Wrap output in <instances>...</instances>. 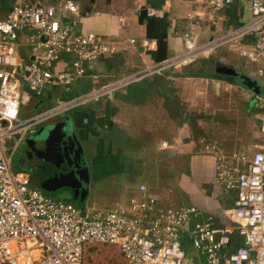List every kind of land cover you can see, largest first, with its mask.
Here are the masks:
<instances>
[{
    "label": "built area",
    "instance_id": "2783aa9c",
    "mask_svg": "<svg viewBox=\"0 0 264 264\" xmlns=\"http://www.w3.org/2000/svg\"><path fill=\"white\" fill-rule=\"evenodd\" d=\"M207 1L220 10L233 0ZM245 1L251 17L237 29L203 45L188 43L175 57L64 97L29 117L21 116L22 88L34 92L47 85L68 89L88 74L86 62L112 54L116 47L96 35L75 33L62 20V12L82 15L75 0L13 4L0 18V264H82L86 244L96 242L118 245L126 264H196L186 261L187 244L204 258V264H264V146L251 157L239 156L236 166L219 156L217 181L237 190L234 205L223 210L235 223L234 229L216 225L213 215L200 219L195 205H161L146 184L140 185L143 195L132 197L126 205L88 211L32 187L29 177L11 165L26 135L63 112L99 101L146 77L181 69L249 36L253 45L240 48V54L249 61L264 58V0ZM94 13L99 11H85L86 16ZM157 14L165 15L147 9L148 16ZM118 18L125 23V15ZM259 71L264 75L263 69ZM257 105L264 112V95H257ZM260 129L264 133V122ZM161 148L181 152L183 140L162 141ZM236 232L243 242L232 249Z\"/></svg>",
    "mask_w": 264,
    "mask_h": 264
},
{
    "label": "crops",
    "instance_id": "0c3cea01",
    "mask_svg": "<svg viewBox=\"0 0 264 264\" xmlns=\"http://www.w3.org/2000/svg\"><path fill=\"white\" fill-rule=\"evenodd\" d=\"M17 1L20 0H0V18L5 17ZM63 1L46 0L51 4H60ZM75 1L81 5L82 15L62 12L60 14L62 20L73 32L96 35L115 46L116 51L99 60L86 62L88 74L75 80L72 87L68 89L64 87L65 91H61L60 86L47 85L35 92L37 96L33 105L39 102L44 105L47 101L55 104L66 96L65 93L69 92L66 97H70V93L74 95L84 93L94 86L175 57L187 48L188 43L193 46L206 44L237 29L251 17L249 3L245 0H233L220 10L215 9L207 0ZM148 8L154 9L157 13L164 12L165 15L148 16ZM88 9L97 10L99 13L86 16L85 11ZM122 14L126 17L125 23L119 21L118 17ZM131 38H136V42L131 43ZM252 39L253 37H246L236 44L223 45L226 46V50L222 52L220 58H217L216 64L222 62L235 69L229 62L233 60L229 56L230 51L237 48L240 53V48L253 45ZM145 40L148 41L147 45L143 44ZM22 55L27 58L23 51ZM211 56L212 54L202 58H211ZM66 59L70 57L67 56ZM244 59V68L251 70L256 66L259 74L260 69L264 70V58L258 61H249L245 57ZM202 66L198 59L182 67L184 68L182 71L166 70L164 74L151 76L152 81L145 82V78L99 101L71 110L69 118L87 153L90 176L88 190L92 181L110 176L111 170H115L126 175V180L123 181L125 185L123 198L117 202L118 205L128 204L132 197H141L143 195L140 191L141 184H146L149 193L154 195L159 191L162 176L156 178L153 172L149 173L153 179L151 184L147 179L137 181L136 176H142L149 170L161 172L159 154L163 150L162 141L173 142L180 138L183 140L181 152L175 148L168 149H174L181 156L185 154L187 163L180 167L179 176L172 187L165 183L161 188L171 192L170 197L173 198H169L171 201H178L175 198L178 194L171 195L178 189L182 204H167L163 199L159 200L156 194L154 196L163 206L195 205L200 210V219L213 215L216 225L235 228V223L224 215L223 210L234 205L237 190L217 181L219 156L224 157L229 165L236 166L239 156L251 157L262 148L264 133L260 125L264 122V112L256 102L255 111L250 109L253 117L251 129L253 133L247 132L242 139L236 132L228 138L215 132L210 135L204 127H201L200 122L196 123L194 118L187 117L183 110L180 113L182 118L177 131L174 133L175 110H179V100L173 96L174 88L170 81L174 79V74L185 75L187 79L200 77L215 79L218 82L222 81L221 79L235 82L232 77L218 75L216 70V73H208L205 76L187 75L191 68H197L194 72L203 73L204 66ZM94 74L98 77L94 78ZM260 75L264 78V75ZM250 92L257 99V93ZM167 127L172 129L167 130ZM58 191L60 193L49 195L75 204L79 202L80 205H76L86 209L87 204L82 206L81 199L63 196L62 190ZM234 241L232 249L243 242L237 232L234 234ZM200 261L198 260L199 264H204L202 257Z\"/></svg>",
    "mask_w": 264,
    "mask_h": 264
},
{
    "label": "rangeland",
    "instance_id": "374dc122",
    "mask_svg": "<svg viewBox=\"0 0 264 264\" xmlns=\"http://www.w3.org/2000/svg\"><path fill=\"white\" fill-rule=\"evenodd\" d=\"M225 50L226 46H220L216 49L214 54H212L211 58L199 59L200 64H203L204 66L203 73H216L215 64L217 58H220L222 52L224 53ZM229 56L233 58V60L229 62L236 70V74H234L233 77L235 82H232L233 84L231 83L232 80L221 79L222 81L218 82V80L211 78L192 77L187 79L185 75L178 76V74H174V79H171L170 81L174 88L173 96L176 100H179V110L175 108L174 133H176L180 118H182V115L180 114L182 110L187 117L194 118L196 123L200 122L202 125L201 127H204L205 131L210 135H213L215 132L216 134H221L228 138L236 132L240 139H242L247 132L253 133V130H251L253 128L251 110L255 111L254 107L257 99L255 96H252L250 91L257 93V95H264V78L257 72L256 66L252 68L253 71L252 69L244 68L245 59L240 55L237 48L231 50ZM195 66L197 67L198 64ZM177 69H174V71H182L184 68ZM189 69L190 67L187 68L188 71ZM191 69L192 71L197 70V68ZM151 79V77H146V80L145 78L143 80L146 82L153 80ZM59 88L61 91H65L64 87L60 86ZM68 93H65L66 96ZM21 94L22 117H29L54 104V102L47 101L44 105L42 102H39L37 104L38 106L35 104L33 105L37 94L27 88H22ZM73 95L74 93H70V97ZM70 114L71 111L63 112L59 117L43 122L37 126L34 132L28 133L23 142H26L28 139L40 138L43 133H46L49 130L53 121L57 118L69 117ZM171 129L172 128L167 127V130ZM159 140L160 139L158 138V142L160 143ZM159 156L161 158L159 164L162 171L149 170L147 171L148 173L145 172L142 176L137 175L136 180L140 181L147 179L149 183L152 182L153 179L149 174L151 172L155 174L156 178L162 176L160 180H163L159 186V191L155 192L156 195H154L158 197L159 200L163 199L167 204H182L180 201L182 199L181 194L178 189L171 194L172 196L178 194L175 196L178 201H171L169 200V198H172L170 197L171 192L166 191L161 188V186L166 183L172 187L174 181H176L179 176L180 167L187 163V156L185 154L181 156L176 153L174 149H163ZM11 165L15 171L22 172L26 176L30 175L29 166L19 163L15 154L12 157ZM110 173V176H104L100 179L98 178L90 183L87 198L85 201L81 202L82 206L87 204L86 209L88 211H91V208L100 212L108 211L109 209L116 207L118 205L117 202L123 198L122 194L124 193L125 186L123 181L125 182L126 175L121 171L115 170H111ZM105 175H107V173H105ZM76 204L80 205L79 202H76ZM85 249L87 250L82 264H125L126 260L118 245L100 242L87 243ZM186 255L187 262H191V260H194L196 264L201 262V257L198 256L196 249L190 244L186 245ZM202 260H204L203 257Z\"/></svg>",
    "mask_w": 264,
    "mask_h": 264
},
{
    "label": "water",
    "instance_id": "95a60500",
    "mask_svg": "<svg viewBox=\"0 0 264 264\" xmlns=\"http://www.w3.org/2000/svg\"><path fill=\"white\" fill-rule=\"evenodd\" d=\"M216 71L218 73H225L229 75L236 74V70L222 62L216 64ZM22 144H27L29 148L37 152H42L41 155L45 161L51 163L61 172L46 178L41 188L51 194H56L58 190H68L73 192L74 198L84 201L88 192L89 183V169L83 164L84 145L78 137V132L69 117L55 120L51 123L49 130L38 139H28ZM51 150L56 151L59 159L55 160L49 157ZM38 153V152H37ZM62 164L67 165L62 167ZM45 182H51L54 185L49 187ZM86 185H85V184Z\"/></svg>",
    "mask_w": 264,
    "mask_h": 264
},
{
    "label": "flooded vegetation",
    "instance_id": "af4514ba",
    "mask_svg": "<svg viewBox=\"0 0 264 264\" xmlns=\"http://www.w3.org/2000/svg\"><path fill=\"white\" fill-rule=\"evenodd\" d=\"M215 70H216V66H215ZM218 75L225 76L226 78H229V77L233 78L234 77V75H229V74H225V73H218ZM50 151H51V153L49 154V157H52L55 160L59 159V155H57L56 151L51 150V149H50ZM37 152H35L31 148H29L27 146V144H21L17 148V150L15 151L14 154L17 157L19 163H21L22 165L29 166L30 175L28 177L30 179V185L32 187H38L43 192L50 194L48 191L41 188V184L44 183V180L46 178L54 175L57 172H61V170L57 169L51 163L45 161L42 157H39L37 154L41 155L42 154L41 151L38 150ZM82 159H83V164H81L82 162H79L80 165L86 166L89 169L87 153L85 150H84ZM66 166L67 165L62 164V167H66ZM45 185L52 187L54 184L51 182H45ZM87 185H88V183H87ZM58 193H60V191L56 192V194H58ZM62 193H64V194H62L63 196L65 195V196L74 197V194L71 191L69 192L68 190H65V191H62ZM78 199H80V196H78Z\"/></svg>",
    "mask_w": 264,
    "mask_h": 264
},
{
    "label": "trees",
    "instance_id": "16d2710c",
    "mask_svg": "<svg viewBox=\"0 0 264 264\" xmlns=\"http://www.w3.org/2000/svg\"><path fill=\"white\" fill-rule=\"evenodd\" d=\"M249 37H251L252 38V36H249ZM253 41H254V39H252ZM208 73H206V74H203V73H199V72H194V71H189L188 73H187V75H190V76H205V75H207ZM86 250L87 249H85V252H86ZM84 257H85V255H84ZM84 260V259H83ZM126 264V263H125Z\"/></svg>",
    "mask_w": 264,
    "mask_h": 264
}]
</instances>
